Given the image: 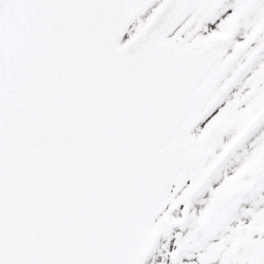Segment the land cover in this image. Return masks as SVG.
I'll list each match as a JSON object with an SVG mask.
<instances>
[{
    "label": "snow or ice",
    "instance_id": "1",
    "mask_svg": "<svg viewBox=\"0 0 264 264\" xmlns=\"http://www.w3.org/2000/svg\"><path fill=\"white\" fill-rule=\"evenodd\" d=\"M0 264H264V0H0Z\"/></svg>",
    "mask_w": 264,
    "mask_h": 264
}]
</instances>
